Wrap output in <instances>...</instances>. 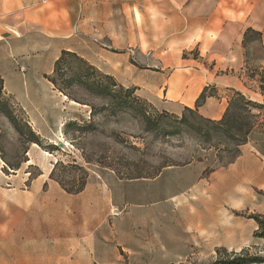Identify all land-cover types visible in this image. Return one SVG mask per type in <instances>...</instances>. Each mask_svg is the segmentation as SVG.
I'll use <instances>...</instances> for the list:
<instances>
[{
    "label": "crops",
    "instance_id": "obj_1",
    "mask_svg": "<svg viewBox=\"0 0 264 264\" xmlns=\"http://www.w3.org/2000/svg\"><path fill=\"white\" fill-rule=\"evenodd\" d=\"M260 2L179 0L177 14L192 20L193 42L209 62L189 66L180 58L174 68L155 69L136 61L121 26L93 23L94 12L83 16L72 0H0L3 93L45 142H54L82 112L48 78L62 52L72 51L162 111L182 116L190 108L221 120L238 92L264 104L246 73L249 50L264 46ZM51 170L31 177L1 167L0 264H184L219 249L264 246L251 217H264V115L224 166L200 158L134 179L104 168L92 171L79 192L50 178ZM166 175L180 178V188L163 189L159 180ZM162 189L170 195L149 201Z\"/></svg>",
    "mask_w": 264,
    "mask_h": 264
},
{
    "label": "rangeland",
    "instance_id": "obj_2",
    "mask_svg": "<svg viewBox=\"0 0 264 264\" xmlns=\"http://www.w3.org/2000/svg\"><path fill=\"white\" fill-rule=\"evenodd\" d=\"M178 1L72 0V4L74 7L80 4L83 16L94 12L93 23L104 24L107 29L121 26L122 42L132 44L134 57L142 65L171 69L180 58L185 59L183 65L207 64L209 60L203 61L201 56L206 51L193 42L198 33L193 32L192 20L177 14L181 10ZM254 1L264 3V0ZM95 11L102 13L95 15ZM132 38H136V42ZM167 60L169 66L164 64ZM247 63L250 64L245 67L248 84L264 97L263 44L249 50ZM69 65L73 70H69ZM78 66L79 62L71 58L63 65L60 76H53L61 85L62 77H73ZM219 68L225 70L226 67ZM92 79L109 87L113 95L118 91L99 71ZM68 92L76 96L78 101L73 100L76 102L73 105L82 112L65 123L55 143L41 145L31 143L25 114L11 98L0 93V169L3 167L4 172L10 174L29 171L33 177L50 166V178L54 177L67 189L76 190L83 186L92 171L104 168L115 170L123 178H132L152 177L165 166L200 158H207L213 166H224L237 157L248 138L249 127L259 124L264 115L263 110L258 114L255 106L264 104L247 97L254 105L245 106L237 100L239 105H232L226 117L209 121L193 112H186L181 120L182 117L167 114L142 98H139L138 110L119 109L116 97L88 90L76 82ZM134 96L135 93L131 97ZM255 98L262 100L258 95ZM10 113L18 119V128L8 117ZM69 122L77 124L68 127ZM30 158L33 162H29ZM173 178L166 175L159 180L164 183L163 189L180 188L181 179ZM163 189L149 201L164 200L170 195L163 193ZM253 215L256 214L251 217ZM218 251L213 257L191 259L184 264H210L219 257ZM249 252L264 258V246L253 247Z\"/></svg>",
    "mask_w": 264,
    "mask_h": 264
},
{
    "label": "trees",
    "instance_id": "obj_3",
    "mask_svg": "<svg viewBox=\"0 0 264 264\" xmlns=\"http://www.w3.org/2000/svg\"><path fill=\"white\" fill-rule=\"evenodd\" d=\"M71 58H73L79 62V66L77 67L78 69L76 68L77 70L73 71V77H71L69 79H67V78L65 79L62 77V84L59 85L58 78L56 76H53V75L58 74L57 76H60V72L62 70L63 65L66 64L68 62V60ZM70 68H71V70H73L71 65H69V70H70ZM96 71H99V70L97 68H95L93 65H91L84 58L79 56L77 53L72 52V51H63L61 56L58 58V60L55 63V69H54L53 75L49 76L48 78L54 84V86L61 93L66 95L69 99L78 101V99L76 98L75 95H73V93L68 92V90L71 87V85L73 84V82H76L82 86H85L88 90L97 91L103 95L113 96V98L116 97V99L118 100L117 107L119 109H126V108H135L137 110L140 109V108H138V106H139L138 104L140 103V105H141V102L139 99L140 97L137 96L136 94H135L136 96L131 97L132 94L135 93V89L126 88V87L120 85L119 83H117V81L112 76L104 74V73L99 71L103 76H105L106 78H108L112 82L113 86L118 88L117 89L118 91H115V94L113 95L114 92H112V90L109 87L104 86L103 83H101L100 81H95L94 79H92V77L94 76ZM3 87H4L3 80L0 79V93L3 92ZM203 98H204V94L201 96V99H203ZM237 100H239L240 102H243L245 106L254 105L253 101L246 99V96H244L242 93L238 92V93H236L235 97L232 98V100L230 102V106H229L226 114L224 115V117H226L228 115V111L230 110L232 105H234V104L239 105ZM255 106H257L258 108H262L258 104ZM144 110L145 109L143 108L142 111L145 114ZM186 112L196 113L201 119H205V118L201 117L197 113L196 110L186 108L183 115L180 116V117H182L181 120L184 119V114ZM165 113L170 114L166 111H165ZM171 115H173V114H171ZM8 117L11 119V121L18 128L19 127L18 119H16L11 113L8 114ZM205 120L215 121V120H210V119H205ZM25 124H26L25 126H27V128L29 129L30 134H31V139H30L31 143L41 145L43 142H45L43 140V138L32 128V126L29 124V122L27 120H26ZM75 124H77V123H75V122L70 123L69 122L67 126L70 127V126H73ZM253 128H254L253 126L249 127V129L247 131L248 135ZM18 168H19V166H17L16 169H18ZM141 177H143V176L132 177V178H127V179H134V178H141ZM52 179H55V178L52 177ZM55 180L58 181L57 179H55ZM85 184H86V182L83 184V186H81L80 188H78L76 190H70V189H67L65 186H63L62 184L61 185L68 192H79L84 188ZM252 217L259 223V229L257 230L255 236L264 239V217H262L260 215H253ZM218 254H220L219 257L214 262H212L210 264H262V263H264V258H262L256 254H251L248 250H243L241 252H229L226 249H222V250L218 251Z\"/></svg>",
    "mask_w": 264,
    "mask_h": 264
},
{
    "label": "built area",
    "instance_id": "obj_4",
    "mask_svg": "<svg viewBox=\"0 0 264 264\" xmlns=\"http://www.w3.org/2000/svg\"><path fill=\"white\" fill-rule=\"evenodd\" d=\"M42 1H43V2H46L47 0H42ZM114 214H116V215L121 214V211L116 210V211H114Z\"/></svg>",
    "mask_w": 264,
    "mask_h": 264
},
{
    "label": "water",
    "instance_id": "obj_5",
    "mask_svg": "<svg viewBox=\"0 0 264 264\" xmlns=\"http://www.w3.org/2000/svg\"><path fill=\"white\" fill-rule=\"evenodd\" d=\"M61 144H63V143H61Z\"/></svg>",
    "mask_w": 264,
    "mask_h": 264
}]
</instances>
